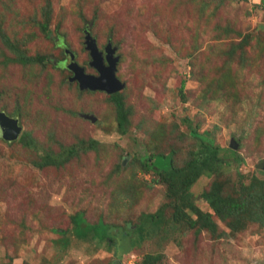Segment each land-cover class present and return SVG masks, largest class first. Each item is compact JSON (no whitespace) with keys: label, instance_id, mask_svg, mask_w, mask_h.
I'll return each mask as SVG.
<instances>
[{"label":"rangeland","instance_id":"rangeland-1","mask_svg":"<svg viewBox=\"0 0 264 264\" xmlns=\"http://www.w3.org/2000/svg\"><path fill=\"white\" fill-rule=\"evenodd\" d=\"M45 20L50 37L38 28ZM85 31L99 51L116 48L121 91L81 90L61 66L66 47L97 75ZM2 36L43 62H11ZM0 112L21 128L0 138V264H140L146 254L159 256L155 264H264L258 223L232 231L213 217L214 233L176 225L166 185L140 165L172 153L181 167L203 141L223 161L191 187L200 211L212 213L200 195L213 182L224 196L252 177L264 191V0H0ZM24 133L35 148L19 141ZM89 140L95 148L81 149ZM73 147L63 163L36 166ZM150 215L162 219L147 220L127 251L92 228L100 220L124 231Z\"/></svg>","mask_w":264,"mask_h":264},{"label":"trees","instance_id":"trees-1","mask_svg":"<svg viewBox=\"0 0 264 264\" xmlns=\"http://www.w3.org/2000/svg\"><path fill=\"white\" fill-rule=\"evenodd\" d=\"M38 28L43 34L50 37L47 20L40 22L38 24ZM2 40L8 49L15 55L13 59H10L11 62H16L21 65L43 62V58L36 59L26 56L24 53L20 52L15 45L10 44L5 36H2ZM61 66H65V62H62ZM182 87L183 84H181L180 88ZM115 105L118 117V126L122 130L127 120L126 111L124 110L123 103L120 100H117ZM185 121L187 123L189 122L188 119H185ZM190 132L193 137L195 136V138H197V133L195 131ZM19 141L26 147L35 148L34 141L27 133L21 134ZM80 144H86V147L81 149H93L95 148L97 142L89 140L87 142L82 141ZM77 150L78 149L74 147L70 148L65 153V157L45 153L42 160L39 163H36V166L43 167L49 164H56L59 159H61V162L63 163L64 160L66 161L71 155L76 154ZM229 151L232 159L238 160L236 153L231 150ZM218 154V147L213 146L212 143L206 144L201 141L199 149L196 152H192V157L181 167L173 165L172 153L167 155H149L146 159L140 160V165L145 170L153 169V173L157 174L159 180L166 185L167 195L171 199L169 203V207L172 209L170 220L174 224L186 225L191 229L196 227L197 231L204 228L211 233H214L216 230V224L212 218L215 217L217 220L227 224L232 231L241 229V227L245 225V222H256L264 228L263 183L253 177L246 185L241 182L233 195L226 196L222 195V188L220 184L213 182L209 189L203 191L200 195V198L206 202L212 213H204L194 205V194L191 191V187L201 176L218 175L223 161ZM164 160L167 161V164L162 163ZM72 218V222H75L78 226L83 222V219L79 214L74 215ZM161 219V216L156 215H150V217L144 216V218H142L143 223H140L138 226L131 227L130 229H128L127 225V229L124 231H121L120 229L118 230L117 228H111L109 225L102 223L100 220L96 224H93L92 228L99 233L98 228L103 226L106 233L104 235L99 234L100 238H102L104 242L114 246L117 238V240H120V242L125 245L124 251H127L130 246L135 244V241L132 239V236L135 233L138 234V241L143 240V233L145 232L144 224L147 220H154V222L158 224ZM158 259L159 256L146 254L140 264H155Z\"/></svg>","mask_w":264,"mask_h":264},{"label":"water","instance_id":"water-1","mask_svg":"<svg viewBox=\"0 0 264 264\" xmlns=\"http://www.w3.org/2000/svg\"><path fill=\"white\" fill-rule=\"evenodd\" d=\"M85 47L89 51L91 61L89 65L94 68L97 75H90L84 72L74 61V55L65 47V66L73 72V80L77 81L81 90L102 91L113 95L124 88L116 77V65L119 57L115 55L116 48L108 41L103 52L99 51L95 40L89 32L85 31ZM20 126L17 120L7 117L0 112V138L5 141L15 140L20 133Z\"/></svg>","mask_w":264,"mask_h":264}]
</instances>
